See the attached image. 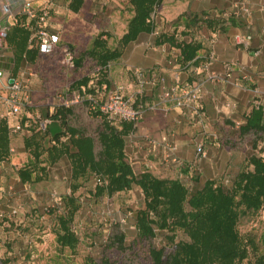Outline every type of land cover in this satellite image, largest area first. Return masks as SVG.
<instances>
[{"label":"crops","instance_id":"1","mask_svg":"<svg viewBox=\"0 0 264 264\" xmlns=\"http://www.w3.org/2000/svg\"><path fill=\"white\" fill-rule=\"evenodd\" d=\"M10 1L17 10L23 0ZM34 1L36 6L46 2ZM73 1L54 0L51 26L60 33L61 45L72 46L76 56L80 48H83L80 51L87 50L92 45L93 38L86 44L81 38L83 35L93 36L109 32L111 27L119 30L122 26L125 28L122 34L126 33L133 16L131 0H80L81 5ZM115 8L117 11L110 13L109 10ZM194 16L202 20L186 29L185 22ZM203 18L213 19L216 27L208 28ZM152 20L154 29L131 42L118 61L111 62L105 70L89 69L84 75L89 76L90 81L83 88L101 101L109 90H119L143 109L142 119L127 137L126 151L135 172L148 171L160 178H179L188 173L187 167L195 161L197 145L201 143L208 156L200 161L195 173L198 184H205L215 179L216 173L241 169L247 158L264 153V131L240 135V127L245 126L253 114L259 125H264V0H163ZM175 33H182L181 39H189L191 35L203 44L193 62L170 63L180 54V49L168 41L160 42ZM8 45L9 53L6 59L0 60V66L18 74L26 62H17L9 41ZM37 53L36 60L28 62L29 66L41 57L61 54L57 51L42 55L38 50ZM137 70H141L145 78H153V82L141 87L135 74ZM176 75L180 76L182 87L199 81L204 83L196 102L198 114L192 115L173 101L163 99L164 89L175 83ZM0 94L4 96L5 91L0 89ZM1 103L4 113L0 118H4L6 109L2 100ZM56 105L55 96L41 115L51 118ZM23 119L26 121L24 130L18 134L24 135L21 148L25 149L24 140L32 134L29 125L46 118L42 119L31 106L24 111ZM60 128V123L53 120L46 139ZM164 137L178 145L174 156L184 163V170L168 159L169 151L162 144ZM15 153L16 150L11 155Z\"/></svg>","mask_w":264,"mask_h":264},{"label":"trees","instance_id":"2","mask_svg":"<svg viewBox=\"0 0 264 264\" xmlns=\"http://www.w3.org/2000/svg\"><path fill=\"white\" fill-rule=\"evenodd\" d=\"M76 1L81 5L80 0L73 2ZM162 1L131 0L133 16L126 33L119 39V45L111 47L108 32H100L90 48L79 51L76 66L91 61L94 70H105L111 62L118 61L131 42L136 41L142 33H150L154 29L152 17ZM203 19L208 28L216 27L213 19ZM201 20L194 16L184 25L189 30ZM181 37L182 33H175L160 42L168 41L180 49L174 64L193 62L203 48V44L191 35L189 39ZM29 38L30 31L25 25L18 24L12 28L8 41L14 48L17 62L25 57L28 62L36 60L38 53L29 48ZM89 81V76L81 77L72 84L74 89L69 92L90 93L87 88H83L88 86ZM77 106H86L90 114L101 121L96 135L70 124ZM51 118L58 121L61 128L53 132L50 139H46L48 128L46 131L40 130L38 122L29 125L32 134L25 138L24 145L34 162L19 168L17 172L23 183H38L46 172L45 163L55 164L63 157L70 161L71 193L59 200L61 206L57 201L44 208L52 215L51 222L60 250L75 251L81 243L75 217L84 203L77 193L90 180L94 185L90 198L112 197L135 187L142 191L145 206L136 212L133 227L137 230L138 241L149 246L152 264H242L246 260L247 264H264V253L256 254L258 246L255 241L252 238L244 239L238 228L242 217L264 212V153L248 158V167L232 176L231 185L224 183V176L221 181L209 180L193 191L190 186L197 183L194 162L187 167L188 173L179 178H160L148 171L140 174L135 172L126 151L127 137L136 129L132 122H117L100 110H92L89 101L68 107L56 105ZM25 122L23 119L22 124L25 125ZM252 131H264V125H259L256 114L251 115L245 126L240 127V135L245 136ZM10 132L8 121L0 118V165L10 160ZM182 164L184 170L185 165ZM114 221L112 217L111 222ZM158 231L167 233L166 242L162 246L153 244ZM179 232L187 239L178 240ZM124 241L122 233L117 241L121 251ZM106 246L108 241L103 248ZM170 246L172 249L168 252ZM251 249L256 251L253 262L249 259ZM1 263L4 264L3 261ZM86 264L124 263L106 257L99 261L90 258Z\"/></svg>","mask_w":264,"mask_h":264},{"label":"rangeland","instance_id":"3","mask_svg":"<svg viewBox=\"0 0 264 264\" xmlns=\"http://www.w3.org/2000/svg\"><path fill=\"white\" fill-rule=\"evenodd\" d=\"M109 11L115 13L117 10L115 8ZM127 20L128 18L125 19ZM109 29L110 46L116 47L125 28L122 26L119 30L112 27ZM97 35V33L93 36L83 35L81 38L87 44ZM89 69L95 71L91 61H86L73 70L67 69L61 63V54L41 57L29 66V71L33 74L29 77V89L35 112H39L42 119L47 118V115H41L42 110L49 108L57 94L74 89L72 84L87 74ZM1 96L3 95L0 94ZM2 105L0 98V115L4 113ZM100 123L101 121L91 115L86 106L75 107L74 115L70 118L72 126L93 135H96ZM23 138L24 135L21 134L12 136V147L16 150L10 158V162L13 163L8 162L0 168V212L6 216L5 220L0 222V264L2 261L4 264H86L90 258L99 261L106 257L122 261L124 264H152L149 246L138 241L137 230L133 227L136 212L145 206L144 195L138 187L112 197L95 199L89 196L94 187L89 180L87 186L84 185L77 193L84 203L75 217V226L81 236V243L75 251L60 250L51 222L52 215L44 208L56 204L71 193L70 161L63 157L55 164L45 163L46 172L41 182L23 183L17 170L34 162L31 154L21 148ZM247 167V163H244L241 169ZM241 169L222 170L221 173H216L215 179L221 181L228 174L236 176ZM195 181L197 183L190 186L193 191L204 184H198L197 179ZM53 192L57 194L55 198L52 196ZM15 210L17 212L13 214ZM125 216L131 218L126 225H122L120 220ZM112 217L115 218L114 222H111ZM238 228L244 239L252 238L258 246L257 253L251 249L249 259L253 262L256 254L264 253V212L242 217ZM122 233L125 241L121 251L117 241ZM166 234L158 231L153 244L164 245ZM177 239L183 240L187 237L179 232ZM107 241L108 246L103 248ZM171 249L170 246L167 251ZM242 264H247V260Z\"/></svg>","mask_w":264,"mask_h":264},{"label":"built area","instance_id":"4","mask_svg":"<svg viewBox=\"0 0 264 264\" xmlns=\"http://www.w3.org/2000/svg\"><path fill=\"white\" fill-rule=\"evenodd\" d=\"M53 2L54 0H46L43 5L36 6L34 0H23L19 8L15 10L10 0H7L6 3L0 0V4H2L0 5V60L6 59L9 53L8 39L12 28L15 25L23 24L30 31V48H36L39 54L42 55H51L60 51L62 65L70 70L76 68V54L74 50L67 45H61L60 33L54 31L51 26ZM245 11L250 12L248 8ZM24 61L26 62V68H23L18 74H14L13 71L6 70L0 66V81L3 82L0 89L5 91V95L1 97L6 109L4 119L10 124L11 135L18 134L24 130L22 124L23 113L27 107L33 106V100L29 94V77L33 74L29 71L26 57ZM170 63L174 64V60H171ZM135 74L141 87L153 82V78H145L141 70H137ZM203 86L204 83L199 81L182 87L181 78L179 75H176L175 83L164 89L163 99L173 101L179 108L190 112L192 115L198 114L196 102L201 96ZM56 97L58 105L67 107L80 105L85 101H89L92 110H100L103 114H107L117 122H132L135 127L143 117V109L137 107L131 98H127L119 90H109L103 101L92 93L80 91L61 92ZM52 122V118H46L44 121L39 122V129L46 131ZM162 144L169 151L168 159L179 167H182V162L174 156L179 149L178 145L169 141L167 137L163 138ZM13 152H15L14 148L11 149V153ZM207 156L208 153L204 149L203 144L199 143L197 145V156L194 161L195 169L200 161ZM232 182V176L226 175L224 183L231 185ZM56 195V192L52 193L54 198ZM58 204L62 205L60 201ZM14 212L16 213L17 211L15 210ZM4 217L5 214L0 212V220ZM130 218L129 216L121 218V224L126 225Z\"/></svg>","mask_w":264,"mask_h":264}]
</instances>
